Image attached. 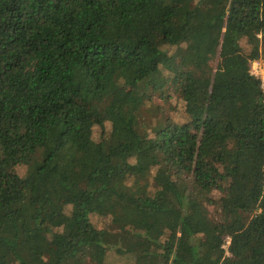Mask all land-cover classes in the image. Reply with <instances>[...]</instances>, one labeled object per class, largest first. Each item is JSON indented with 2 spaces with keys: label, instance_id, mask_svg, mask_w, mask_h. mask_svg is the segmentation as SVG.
<instances>
[{
  "label": "trees",
  "instance_id": "trees-1",
  "mask_svg": "<svg viewBox=\"0 0 264 264\" xmlns=\"http://www.w3.org/2000/svg\"><path fill=\"white\" fill-rule=\"evenodd\" d=\"M256 60L264 0H0V264H264Z\"/></svg>",
  "mask_w": 264,
  "mask_h": 264
},
{
  "label": "rangeland",
  "instance_id": "rangeland-1",
  "mask_svg": "<svg viewBox=\"0 0 264 264\" xmlns=\"http://www.w3.org/2000/svg\"><path fill=\"white\" fill-rule=\"evenodd\" d=\"M156 33H157L156 39H155L156 44H160L161 48L165 50L166 52H169V54H172L177 51V49L179 48V44L177 45V44H172V43H166L163 40L162 36L158 32ZM181 46H184V44H182ZM251 69L256 75L262 76V72L264 70V64L258 63L254 65V62H252ZM164 73H167V71L164 70ZM263 87H264V82H263ZM128 90H132V89H128ZM169 93L173 94V91ZM177 95L171 96L168 99H164V96H157L154 99V101L152 103H149L147 106H149L150 108H153L154 106L158 104L161 110L167 115L169 121H171L172 123L182 122L185 120L184 101L182 99L181 92H179ZM105 108H106V102H101V104H99V111L105 112L106 111ZM100 133H101L100 128L98 126H94L93 138L98 140L101 136ZM150 134H151L150 136L153 137V133L151 132ZM18 169H19V172H22L21 168H18ZM154 173L155 171H153L152 176H150L148 179L144 178V179H138V180H132V181L129 180V182L130 184H135L138 186L139 185L143 186L144 184H149V183L152 184ZM214 195L218 196L220 195V192L215 191ZM92 220L98 228L105 227L106 224L109 222V220L104 219L103 217L99 215H92ZM108 260L110 264H131V261L128 258H120L114 252L110 253Z\"/></svg>",
  "mask_w": 264,
  "mask_h": 264
},
{
  "label": "built area",
  "instance_id": "built-area-1",
  "mask_svg": "<svg viewBox=\"0 0 264 264\" xmlns=\"http://www.w3.org/2000/svg\"><path fill=\"white\" fill-rule=\"evenodd\" d=\"M253 62H254V65H256L258 63H263L264 64V60H256V61H253ZM251 71H252L253 74H255L252 69H251ZM256 76H258V75H256ZM258 77H261L264 80V70L262 72V76H258Z\"/></svg>",
  "mask_w": 264,
  "mask_h": 264
}]
</instances>
